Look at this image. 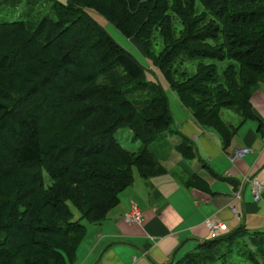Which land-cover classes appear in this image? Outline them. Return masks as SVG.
Instances as JSON below:
<instances>
[{
	"label": "trees",
	"instance_id": "1",
	"mask_svg": "<svg viewBox=\"0 0 264 264\" xmlns=\"http://www.w3.org/2000/svg\"><path fill=\"white\" fill-rule=\"evenodd\" d=\"M127 2V16L133 15L131 3L146 15L139 30L126 15L124 25L111 23L147 55L160 31L166 65L160 57L156 65L197 122L228 141L232 132L221 118L223 109L236 110L243 121L256 118L251 101L264 82V0H192L179 7L168 0ZM196 2L206 12L199 14ZM91 11L99 9L90 1L54 0L55 17L36 28L0 21V75L17 78L24 63L53 49L60 55L50 77L29 86L24 96L4 88L0 78V264H74L87 224L107 219L133 185L135 169L147 181L167 174L161 153L174 145L169 135L180 136L174 148L183 160L197 158L193 143L174 129L162 86L146 80L144 66ZM171 14L183 25L179 36ZM185 60H200L196 74L173 82L169 70ZM227 60L232 63L221 72L218 64ZM33 111H49L48 122ZM122 129L141 143L138 150L116 138ZM7 176L12 187L1 185ZM173 264H264V231L241 226Z\"/></svg>",
	"mask_w": 264,
	"mask_h": 264
},
{
	"label": "crops",
	"instance_id": "2",
	"mask_svg": "<svg viewBox=\"0 0 264 264\" xmlns=\"http://www.w3.org/2000/svg\"><path fill=\"white\" fill-rule=\"evenodd\" d=\"M251 102L254 120L243 121L234 110L225 122L221 113L232 132L228 141L227 135L197 122L179 102L181 125L174 118V129L193 143L197 158L183 160L174 148L180 136L169 135L174 145L161 153L168 173L147 181L134 171L133 185L121 194L107 219L100 225L87 224L74 264H173L212 240L210 221L227 225L223 235L241 226L264 231V192L255 202L251 185L244 183L245 176H257L264 185V82ZM245 147L252 152L232 164L229 155ZM133 206L144 215L141 225L124 221Z\"/></svg>",
	"mask_w": 264,
	"mask_h": 264
},
{
	"label": "rangeland",
	"instance_id": "3",
	"mask_svg": "<svg viewBox=\"0 0 264 264\" xmlns=\"http://www.w3.org/2000/svg\"><path fill=\"white\" fill-rule=\"evenodd\" d=\"M53 1L54 0H0V21L4 22H15V21H25L28 24L34 25L36 28L40 21L44 18L55 17L52 13L53 11ZM62 4H68L69 0H57ZM90 1L91 5H96L99 11H91V16L111 35V37L118 42L123 48L129 51L133 56H135L140 63L145 68L146 80L150 82L159 83L163 90L165 91L171 106V110L174 118L181 125V118L179 117L182 114V108L179 106V100L176 93L171 89L169 83L167 82L164 75L159 70L156 65V58L160 57V61L164 60L163 64L166 65V48L164 45V40L160 36V31H157L151 41L150 50L153 51L152 54L147 55L138 43V41L134 38L126 37L113 23H111L110 19L114 21L115 24H123L125 21L126 15V4H128L127 0H86ZM181 1L185 3H192V0H168V4L171 6L174 5L176 7L181 6ZM145 2V0H138V3L141 4ZM34 3V6H32ZM131 10L133 15L127 16L129 19V23L134 27V31L137 32L140 28V23L143 22L146 18L144 12L138 11L137 4L131 3ZM196 11L201 14L206 12V9L200 2H196ZM173 20V26L175 28V36H179L180 31L183 29V25L181 24L180 18L177 14H171ZM127 23V22H126ZM124 25V24H123ZM164 34V33H162ZM14 42H18L21 40L20 37H16L13 39ZM170 49V48H169ZM49 54L46 56H42V59L37 61L26 62L19 67V74L17 78L11 77L10 74L3 72L0 75V78L3 82V87L8 90L15 92L18 95L27 94L26 90L32 84L42 80L45 77H50V73L54 70L53 63L58 61L60 58L59 53H56V49L49 50ZM149 52V51H148ZM77 55V54H76ZM154 58V59H153ZM206 63H210V61H205ZM232 62L227 60L222 64H218L220 67V71H224ZM200 64V60L188 61L175 63V67L169 70V77L173 82L180 83L182 81H187V79L191 78L197 72L198 65ZM28 68H25L27 67ZM27 74V75H26ZM25 77V80L23 79ZM27 76V77H26ZM61 77V76H59ZM60 86L64 84V82L58 81ZM26 110H31L30 107L26 106ZM37 117H42V120L48 122L47 120L50 118L48 115L49 111H33ZM222 117L225 122L229 121V117L233 116L234 109H223L221 111ZM5 134L9 136V132L5 131ZM116 138L120 141L123 147L127 148L131 151H136L141 146V143L134 139L133 133L128 129L120 130ZM13 148H15L14 143L11 142ZM155 149V146L152 148ZM9 167H13L12 161L8 160ZM163 164V163H162ZM6 165V164H5ZM164 166V165H163ZM167 170V168L164 166ZM135 169V173H137ZM168 173V170H167ZM12 177V176H11ZM11 177H5L4 181H1V185L5 187H12L13 181H11ZM8 182V183H7ZM76 219L80 218V214L75 211ZM248 241V239H246ZM198 250V249H197ZM196 250V251H197ZM237 251V249H235ZM194 251V252H196ZM225 252V251H224ZM221 254V257L224 255Z\"/></svg>",
	"mask_w": 264,
	"mask_h": 264
},
{
	"label": "built area",
	"instance_id": "4",
	"mask_svg": "<svg viewBox=\"0 0 264 264\" xmlns=\"http://www.w3.org/2000/svg\"><path fill=\"white\" fill-rule=\"evenodd\" d=\"M252 152L251 148H238L231 155H229V161L234 164L236 161L244 159L247 155ZM244 183H249L251 185L252 196L255 202L262 199L264 192V185L262 181L257 176H245ZM242 187L240 193L237 194L238 198H241ZM235 215L239 216L237 209H233ZM145 218L141 210L137 206H133L132 209L124 215V221L129 224H143ZM210 228V238L212 240L217 239L223 235V233L228 231L226 224L209 222Z\"/></svg>",
	"mask_w": 264,
	"mask_h": 264
}]
</instances>
